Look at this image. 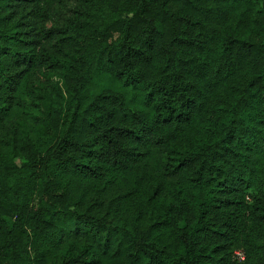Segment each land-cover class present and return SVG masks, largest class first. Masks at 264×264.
<instances>
[{
	"label": "trees",
	"instance_id": "1",
	"mask_svg": "<svg viewBox=\"0 0 264 264\" xmlns=\"http://www.w3.org/2000/svg\"><path fill=\"white\" fill-rule=\"evenodd\" d=\"M0 264H264V0H0Z\"/></svg>",
	"mask_w": 264,
	"mask_h": 264
},
{
	"label": "built area",
	"instance_id": "2",
	"mask_svg": "<svg viewBox=\"0 0 264 264\" xmlns=\"http://www.w3.org/2000/svg\"><path fill=\"white\" fill-rule=\"evenodd\" d=\"M234 253H235V255H236V257L238 258V259H242L243 258V251L242 250H240V249H236L235 251H234Z\"/></svg>",
	"mask_w": 264,
	"mask_h": 264
},
{
	"label": "rangeland",
	"instance_id": "3",
	"mask_svg": "<svg viewBox=\"0 0 264 264\" xmlns=\"http://www.w3.org/2000/svg\"><path fill=\"white\" fill-rule=\"evenodd\" d=\"M68 4L72 3L73 0H67ZM47 24H50V21L47 22Z\"/></svg>",
	"mask_w": 264,
	"mask_h": 264
}]
</instances>
